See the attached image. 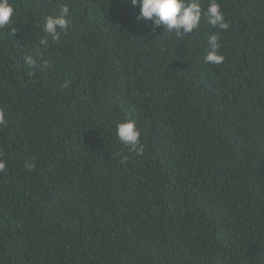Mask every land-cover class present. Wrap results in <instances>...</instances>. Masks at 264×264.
<instances>
[{"label": "trees", "instance_id": "16d2710c", "mask_svg": "<svg viewBox=\"0 0 264 264\" xmlns=\"http://www.w3.org/2000/svg\"><path fill=\"white\" fill-rule=\"evenodd\" d=\"M216 2L227 29L178 36L129 0H9L0 264H264V0Z\"/></svg>", "mask_w": 264, "mask_h": 264}, {"label": "clouds", "instance_id": "9594fccd", "mask_svg": "<svg viewBox=\"0 0 264 264\" xmlns=\"http://www.w3.org/2000/svg\"><path fill=\"white\" fill-rule=\"evenodd\" d=\"M133 6H139V14L137 19L144 22L150 21L153 29L163 27L169 32H175L178 36L186 35L199 26L202 15L206 18L209 25L214 28L225 30L228 24L225 22L224 14L220 10V5L216 0H210L206 11L202 10L199 0H129ZM13 7L9 0H0V29L9 24L13 15ZM69 14V8L62 5L59 15L48 16L43 24V31L57 40L61 32L65 31L69 25L66 17ZM15 31V29H14ZM208 50L204 56L206 63L220 64L224 57L218 54L220 44L218 43V35L212 34L208 38ZM41 44L47 46V39H42ZM25 63L35 65V60L31 55L24 57ZM4 116L0 113V123H3ZM115 132L118 139L130 147L137 154L143 151V145L140 143V132L136 128L135 123L130 120L119 122L116 124ZM29 171L32 170L31 165H26ZM6 164L0 160V172L4 171Z\"/></svg>", "mask_w": 264, "mask_h": 264}]
</instances>
